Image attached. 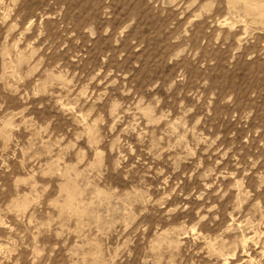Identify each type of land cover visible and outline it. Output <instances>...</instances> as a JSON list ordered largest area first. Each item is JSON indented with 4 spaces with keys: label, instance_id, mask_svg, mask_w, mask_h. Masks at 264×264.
Segmentation results:
<instances>
[{
    "label": "rangeland",
    "instance_id": "obj_1",
    "mask_svg": "<svg viewBox=\"0 0 264 264\" xmlns=\"http://www.w3.org/2000/svg\"><path fill=\"white\" fill-rule=\"evenodd\" d=\"M0 264H264V0H0Z\"/></svg>",
    "mask_w": 264,
    "mask_h": 264
}]
</instances>
